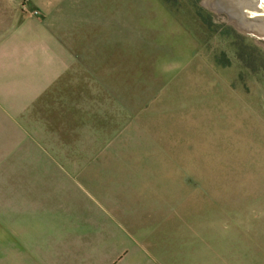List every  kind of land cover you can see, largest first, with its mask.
<instances>
[{
	"label": "crops",
	"instance_id": "1",
	"mask_svg": "<svg viewBox=\"0 0 264 264\" xmlns=\"http://www.w3.org/2000/svg\"><path fill=\"white\" fill-rule=\"evenodd\" d=\"M194 67L165 0H0V145L41 164L0 183V264H264L263 217L216 242L141 186L143 143Z\"/></svg>",
	"mask_w": 264,
	"mask_h": 264
},
{
	"label": "rangeland",
	"instance_id": "2",
	"mask_svg": "<svg viewBox=\"0 0 264 264\" xmlns=\"http://www.w3.org/2000/svg\"><path fill=\"white\" fill-rule=\"evenodd\" d=\"M203 1L166 0L198 39V67L184 72L182 90L168 101L184 106H167V125L152 126L151 141L143 143L148 169L157 171L142 176L141 186L153 190L152 198L159 187L168 217L175 210L184 221L193 217L196 229L214 231L215 241L222 242L217 237L230 226L253 231L263 225L258 221L264 218V38L238 30ZM7 151L0 145V183L14 182L20 168L41 166ZM142 152L135 149L139 161ZM160 209L151 208L152 232ZM183 226L189 229L190 223ZM6 260L14 264V255Z\"/></svg>",
	"mask_w": 264,
	"mask_h": 264
},
{
	"label": "water",
	"instance_id": "3",
	"mask_svg": "<svg viewBox=\"0 0 264 264\" xmlns=\"http://www.w3.org/2000/svg\"><path fill=\"white\" fill-rule=\"evenodd\" d=\"M264 1V0H263ZM261 0H204L201 4L216 13H225L238 30L264 38V7Z\"/></svg>",
	"mask_w": 264,
	"mask_h": 264
},
{
	"label": "flooded vegetation",
	"instance_id": "4",
	"mask_svg": "<svg viewBox=\"0 0 264 264\" xmlns=\"http://www.w3.org/2000/svg\"><path fill=\"white\" fill-rule=\"evenodd\" d=\"M260 4L264 7V1L263 0H261Z\"/></svg>",
	"mask_w": 264,
	"mask_h": 264
},
{
	"label": "built area",
	"instance_id": "5",
	"mask_svg": "<svg viewBox=\"0 0 264 264\" xmlns=\"http://www.w3.org/2000/svg\"><path fill=\"white\" fill-rule=\"evenodd\" d=\"M33 12H34V13H38V11H37V10H34Z\"/></svg>",
	"mask_w": 264,
	"mask_h": 264
},
{
	"label": "trees",
	"instance_id": "6",
	"mask_svg": "<svg viewBox=\"0 0 264 264\" xmlns=\"http://www.w3.org/2000/svg\"><path fill=\"white\" fill-rule=\"evenodd\" d=\"M166 1V0H165Z\"/></svg>",
	"mask_w": 264,
	"mask_h": 264
}]
</instances>
